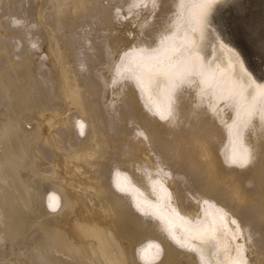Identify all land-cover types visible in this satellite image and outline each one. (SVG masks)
Segmentation results:
<instances>
[{"label": "bare ground", "instance_id": "bare-ground-1", "mask_svg": "<svg viewBox=\"0 0 264 264\" xmlns=\"http://www.w3.org/2000/svg\"><path fill=\"white\" fill-rule=\"evenodd\" d=\"M224 1L0 0V264H264V72Z\"/></svg>", "mask_w": 264, "mask_h": 264}, {"label": "rangeland", "instance_id": "rangeland-1", "mask_svg": "<svg viewBox=\"0 0 264 264\" xmlns=\"http://www.w3.org/2000/svg\"><path fill=\"white\" fill-rule=\"evenodd\" d=\"M212 22L239 49L253 73L264 72V0H226L217 5Z\"/></svg>", "mask_w": 264, "mask_h": 264}, {"label": "snow or ice", "instance_id": "snow-or-ice-1", "mask_svg": "<svg viewBox=\"0 0 264 264\" xmlns=\"http://www.w3.org/2000/svg\"><path fill=\"white\" fill-rule=\"evenodd\" d=\"M245 163H247V161H245Z\"/></svg>", "mask_w": 264, "mask_h": 264}]
</instances>
